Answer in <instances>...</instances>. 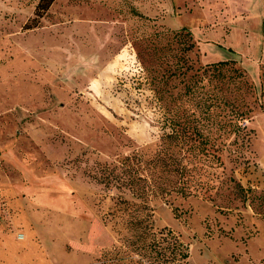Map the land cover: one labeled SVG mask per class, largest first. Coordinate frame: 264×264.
I'll return each instance as SVG.
<instances>
[{
	"label": "rangeland",
	"instance_id": "rangeland-1",
	"mask_svg": "<svg viewBox=\"0 0 264 264\" xmlns=\"http://www.w3.org/2000/svg\"><path fill=\"white\" fill-rule=\"evenodd\" d=\"M39 1L0 0V264H145L144 203L188 264H264V0Z\"/></svg>",
	"mask_w": 264,
	"mask_h": 264
},
{
	"label": "trees",
	"instance_id": "trees-1",
	"mask_svg": "<svg viewBox=\"0 0 264 264\" xmlns=\"http://www.w3.org/2000/svg\"><path fill=\"white\" fill-rule=\"evenodd\" d=\"M55 0H40L36 12L38 18H42L45 13L50 9V7L53 5ZM38 24L33 25L31 27H26V29H31L37 27ZM228 62H220V64H227ZM171 130L172 132L168 135H165L163 138V144H176V145H189L191 141L195 140L200 137H187L189 135L190 127H188V130L184 129V125L177 123L176 120L171 121ZM199 133V131L193 130L192 133L196 135V133ZM201 144H206L205 140L200 139ZM194 144L191 145V147ZM189 154L193 157H199L203 154H206V151H199L198 153H195V149L188 150ZM161 154H157V160L159 158V161H161L163 166V172L167 173H173L177 174V176L180 179V183L178 187L176 188V191L178 194H181L182 196L186 197L189 195H192V187L189 183L190 179V172L188 167L183 165L181 163V159L178 160V166L175 169H168L169 162L164 157V159L161 158ZM132 158L127 157L125 159L126 161H131ZM137 178H132L130 181L131 187L137 186V181H135ZM142 179L141 177L139 178ZM147 185V189L150 190V183L148 179H142ZM165 190V189H163ZM141 194V193H140ZM147 190H144L141 195H136V193H133V195L137 198L147 196ZM146 202V201H144ZM126 203L130 206H133V209L135 208V211L139 207H137L134 203L130 204L126 201ZM145 210V214H141V212L138 215H135L130 222L131 227L133 230H135V239L133 242H131L132 246H136V244L139 242L140 244L136 247L137 250H139L143 254V258L146 260L145 264H188L187 260L189 259V252L185 244L180 240L178 236H176L171 230L164 228L162 230L156 231L154 229V224L151 219V215L149 214V206L144 203L141 206ZM139 231V232H138Z\"/></svg>",
	"mask_w": 264,
	"mask_h": 264
},
{
	"label": "built area",
	"instance_id": "built-area-1",
	"mask_svg": "<svg viewBox=\"0 0 264 264\" xmlns=\"http://www.w3.org/2000/svg\"><path fill=\"white\" fill-rule=\"evenodd\" d=\"M23 237H24L23 235H20V236H19L20 239H23Z\"/></svg>",
	"mask_w": 264,
	"mask_h": 264
}]
</instances>
